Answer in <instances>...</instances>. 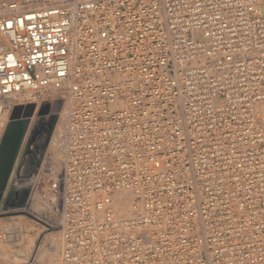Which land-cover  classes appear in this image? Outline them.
Segmentation results:
<instances>
[{
	"label": "built area",
	"instance_id": "2783aa9c",
	"mask_svg": "<svg viewBox=\"0 0 264 264\" xmlns=\"http://www.w3.org/2000/svg\"><path fill=\"white\" fill-rule=\"evenodd\" d=\"M58 99L59 264H264V0H0V143Z\"/></svg>",
	"mask_w": 264,
	"mask_h": 264
},
{
	"label": "rangeland",
	"instance_id": "374dc122",
	"mask_svg": "<svg viewBox=\"0 0 264 264\" xmlns=\"http://www.w3.org/2000/svg\"><path fill=\"white\" fill-rule=\"evenodd\" d=\"M258 109L264 116V106H258ZM58 112L52 111L46 116H39L38 110L35 113L33 125L36 126L41 119L45 118L52 125L43 151L49 144ZM41 156L42 152H39V158ZM18 168L17 165L4 199L8 198L10 192L20 191L30 185V183L26 185L22 182L18 175ZM12 195L11 197H14ZM9 201V205L13 206L4 207L3 204L0 206V233L4 234L7 241H9L8 234H16V239L4 243L2 250L6 251V254L0 253V264H50L52 260L56 262L51 264H59L62 217L56 210L55 201L51 197L50 191L46 187L40 188L33 197L30 199L27 197L22 206H16L21 200L16 201L10 198Z\"/></svg>",
	"mask_w": 264,
	"mask_h": 264
},
{
	"label": "water",
	"instance_id": "95a60500",
	"mask_svg": "<svg viewBox=\"0 0 264 264\" xmlns=\"http://www.w3.org/2000/svg\"><path fill=\"white\" fill-rule=\"evenodd\" d=\"M63 104L62 100H56L53 104L46 103L38 110L39 116L49 115L52 111L58 112ZM36 113V105L34 103L28 105H17L13 108L10 122L8 123L5 133L0 144V206L9 207L10 195L16 194L19 191L9 193L7 199H4L5 192L8 188L13 170L16 166L18 156L22 149L25 135L29 129L31 118ZM36 166V170L38 168ZM36 172V171H35ZM35 175V173H34ZM34 175L30 180L22 181L24 184H29L33 181ZM24 193L23 199L16 206H22L29 196V189H21Z\"/></svg>",
	"mask_w": 264,
	"mask_h": 264
},
{
	"label": "trees",
	"instance_id": "16d2710c",
	"mask_svg": "<svg viewBox=\"0 0 264 264\" xmlns=\"http://www.w3.org/2000/svg\"><path fill=\"white\" fill-rule=\"evenodd\" d=\"M46 120L49 122V120L46 118ZM49 126V131H51L52 125L49 122L48 123ZM43 125L47 128V123L45 122H38V124L35 126V129H41L43 127ZM45 143H39L38 141H36L32 146H31V151L28 153V148L26 149V153H24L23 158L20 162L19 168H18V175L20 176V178L22 179V181H27L30 180L32 175H34L35 171H36V166L38 164L39 161V155L37 157V154H39V151L41 149V152L43 151Z\"/></svg>",
	"mask_w": 264,
	"mask_h": 264
},
{
	"label": "flooded vegetation",
	"instance_id": "af4514ba",
	"mask_svg": "<svg viewBox=\"0 0 264 264\" xmlns=\"http://www.w3.org/2000/svg\"><path fill=\"white\" fill-rule=\"evenodd\" d=\"M40 123L41 122H45V123H47V128L43 125V127L41 128V129H39V127H38V129H35L34 131H33V133H32V135H31V138H30V140H29V143H28V152H27V155H28V153L31 151V146L36 142V141H38L39 143H45L46 141H47V139H48V136H49V133H50V131H49V122L46 120V118L45 119H41L40 121H39ZM39 152H41V149H40V151ZM26 153V152H25ZM26 155V154H25ZM24 155V156H25ZM39 155V154H38ZM37 155V156H38ZM14 195V197H11V195H10V198H13V200H16V201H20V200H22L23 199V196H24V193L22 192V191H19L18 193H16V194H13ZM12 195V196H13Z\"/></svg>",
	"mask_w": 264,
	"mask_h": 264
},
{
	"label": "bare ground",
	"instance_id": "6f19581e",
	"mask_svg": "<svg viewBox=\"0 0 264 264\" xmlns=\"http://www.w3.org/2000/svg\"><path fill=\"white\" fill-rule=\"evenodd\" d=\"M1 144V143H0ZM128 207L126 208L123 207V206H118L117 208V212L121 213V212H124L125 210L128 212ZM127 212H124V213H127ZM16 239V234H8V240L9 241H13ZM21 239V238H20ZM9 241H7L5 238H4V234H1L0 233V253H4L6 254V251H3L2 248L3 246L5 245L4 243H8ZM11 243V242H10ZM53 262H56V261H50V264L53 263Z\"/></svg>",
	"mask_w": 264,
	"mask_h": 264
},
{
	"label": "crops",
	"instance_id": "0c3cea01",
	"mask_svg": "<svg viewBox=\"0 0 264 264\" xmlns=\"http://www.w3.org/2000/svg\"><path fill=\"white\" fill-rule=\"evenodd\" d=\"M5 198V197H4Z\"/></svg>",
	"mask_w": 264,
	"mask_h": 264
}]
</instances>
